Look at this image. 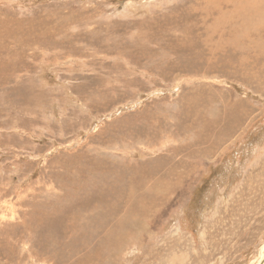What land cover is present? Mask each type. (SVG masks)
I'll return each mask as SVG.
<instances>
[{
  "label": "rangeland",
  "instance_id": "rangeland-1",
  "mask_svg": "<svg viewBox=\"0 0 264 264\" xmlns=\"http://www.w3.org/2000/svg\"><path fill=\"white\" fill-rule=\"evenodd\" d=\"M243 14L264 0H0V264H264Z\"/></svg>",
  "mask_w": 264,
  "mask_h": 264
},
{
  "label": "bare ground",
  "instance_id": "bare-ground-1",
  "mask_svg": "<svg viewBox=\"0 0 264 264\" xmlns=\"http://www.w3.org/2000/svg\"><path fill=\"white\" fill-rule=\"evenodd\" d=\"M245 15L243 14V15H240L239 16V18H242V20H241V22L240 23H235V24H233V29H234V32L232 33L233 35L230 37V41H232L233 42V45L235 46V47H238L239 45H240V42L242 41V40H244V38L245 39H249V38H251V37H255V35H254V31H256V29H258L260 26H263L264 25V15H260V14H258V16H256V15H254L253 17H251V18H248V20H246V21H244L243 20V17H244ZM232 26V25H231ZM260 29H262L261 27H260ZM212 30H215V31H217L218 29L217 28H215L214 26H212ZM210 31V30H209ZM219 31V30H218ZM264 31V30H263ZM208 32V31H207ZM217 33V32H216ZM220 33L222 34L223 32H222V30H220ZM221 36V35H220ZM256 39H258L259 37H255ZM214 39V38H213ZM219 40V39H218ZM217 40V41H218ZM241 40V41H240ZM212 41V40H211ZM219 42H223V40H219ZM241 46H243V45H241ZM215 47H216V43H215ZM130 218V217H129ZM127 221H129L128 219H121V221H120V223H124V222H127ZM132 223V222H131ZM130 223V224H131ZM119 228V227H118ZM123 229V227H120L118 230H116V231H113L112 233L113 234H111V240H115L118 236H120V234L122 235V232L121 231H123L122 230ZM117 240V239H116ZM264 248V247H263ZM263 251H264V249H263ZM262 260V259H261ZM260 260V261H261ZM259 261V262H260ZM263 261V260H262ZM262 261L260 262V263H262ZM258 263V262H257ZM256 263V264H257ZM259 263V264H260Z\"/></svg>",
  "mask_w": 264,
  "mask_h": 264
}]
</instances>
